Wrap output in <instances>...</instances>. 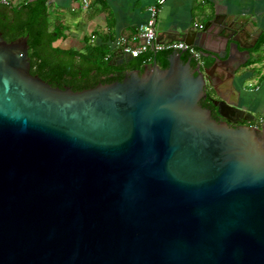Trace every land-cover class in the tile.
Returning a JSON list of instances; mask_svg holds the SVG:
<instances>
[{
  "label": "water",
  "instance_id": "95a60500",
  "mask_svg": "<svg viewBox=\"0 0 264 264\" xmlns=\"http://www.w3.org/2000/svg\"><path fill=\"white\" fill-rule=\"evenodd\" d=\"M29 49L0 32V264H264V130L191 57L75 91Z\"/></svg>",
  "mask_w": 264,
  "mask_h": 264
},
{
  "label": "crops",
  "instance_id": "0c3cea01",
  "mask_svg": "<svg viewBox=\"0 0 264 264\" xmlns=\"http://www.w3.org/2000/svg\"><path fill=\"white\" fill-rule=\"evenodd\" d=\"M155 1L91 0L86 8L78 0H46L50 19L68 26V38L77 37L84 44L83 39L93 33L97 43L112 36L113 60L124 53V45L141 44L139 30L148 19V7ZM106 9L111 13L112 25ZM219 33L227 37L220 45L216 42ZM157 35L165 36L164 42L184 35L183 42L202 52L204 63H196L195 70L204 73L207 89L216 101L227 100L238 107L236 119L249 122L257 119L251 114H264V46L253 51L264 38V0H167L158 18ZM232 38L239 41L238 47L229 45ZM227 41V54L217 60V51L224 53ZM251 57L261 61L248 65Z\"/></svg>",
  "mask_w": 264,
  "mask_h": 264
},
{
  "label": "trees",
  "instance_id": "16d2710c",
  "mask_svg": "<svg viewBox=\"0 0 264 264\" xmlns=\"http://www.w3.org/2000/svg\"><path fill=\"white\" fill-rule=\"evenodd\" d=\"M0 3V32L7 41L29 36V55L31 72L53 86L71 87L75 91L95 87L100 83L122 81L129 71H144L145 67L155 60L162 69L169 67L171 51H149L133 58L126 64H113V50L110 45L112 36L102 38L100 43L95 40L96 33L83 39L81 49L63 48L60 42L68 39V26L61 20L52 21L46 0H24L19 4ZM108 23L112 25V16L108 9ZM264 46V38L253 49L258 51ZM184 60L190 56L184 53ZM261 59L251 57L248 65L260 62ZM193 64L196 62L192 60ZM203 100L208 106L211 95Z\"/></svg>",
  "mask_w": 264,
  "mask_h": 264
},
{
  "label": "built area",
  "instance_id": "2783aa9c",
  "mask_svg": "<svg viewBox=\"0 0 264 264\" xmlns=\"http://www.w3.org/2000/svg\"><path fill=\"white\" fill-rule=\"evenodd\" d=\"M10 0H0V3L7 4ZM86 8L90 7L91 0H78ZM167 0H156L154 4L148 7V19L146 23L140 28L139 35L141 39V44L136 47H131L129 45L123 46V51L126 55H130L133 58L138 57L139 55L149 52V51H181L188 53L189 56L194 60L198 65H202L203 54L197 48L183 42V41H166V42H157V23L160 12L163 6L166 4ZM249 126L258 129L264 130V114L254 121H249Z\"/></svg>",
  "mask_w": 264,
  "mask_h": 264
},
{
  "label": "flooded vegetation",
  "instance_id": "af4514ba",
  "mask_svg": "<svg viewBox=\"0 0 264 264\" xmlns=\"http://www.w3.org/2000/svg\"><path fill=\"white\" fill-rule=\"evenodd\" d=\"M66 87V86H65ZM210 93V92H209ZM208 97V96H207ZM204 100V99H203ZM203 100L201 102V104L203 105ZM216 101L214 99V96L211 94L210 97H209V100H208V106L207 108L211 109L212 110V114H213V117L215 119H217L218 121H223L225 120L224 118L220 117L218 112H217V109L216 107L214 106L213 102ZM249 125L248 121H245L244 123H240V122H236L233 124V126H239V125Z\"/></svg>",
  "mask_w": 264,
  "mask_h": 264
},
{
  "label": "rangeland",
  "instance_id": "374dc122",
  "mask_svg": "<svg viewBox=\"0 0 264 264\" xmlns=\"http://www.w3.org/2000/svg\"><path fill=\"white\" fill-rule=\"evenodd\" d=\"M81 37V36H80ZM75 39H72V37L70 38H68V39H66L65 41H63V42H60L59 44H60V46L61 47H63V48H71V47H73V48H76V49H81L83 46H84V44H82V42L80 43L78 40H77V37H74ZM249 85V84H248ZM251 115H253L255 118L257 117V118H259L258 116H260V114H257V113H253V114H251Z\"/></svg>",
  "mask_w": 264,
  "mask_h": 264
}]
</instances>
